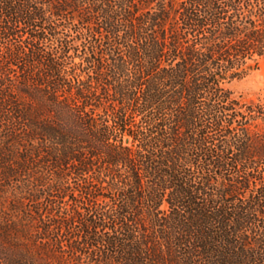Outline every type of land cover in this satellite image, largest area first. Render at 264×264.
<instances>
[{
	"label": "trees",
	"instance_id": "obj_1",
	"mask_svg": "<svg viewBox=\"0 0 264 264\" xmlns=\"http://www.w3.org/2000/svg\"><path fill=\"white\" fill-rule=\"evenodd\" d=\"M264 0H0V264H264Z\"/></svg>",
	"mask_w": 264,
	"mask_h": 264
},
{
	"label": "rangeland",
	"instance_id": "obj_2",
	"mask_svg": "<svg viewBox=\"0 0 264 264\" xmlns=\"http://www.w3.org/2000/svg\"><path fill=\"white\" fill-rule=\"evenodd\" d=\"M233 94L243 100H260L264 103V58L259 66L249 71L245 76L234 79L227 84ZM264 128V124H260Z\"/></svg>",
	"mask_w": 264,
	"mask_h": 264
}]
</instances>
